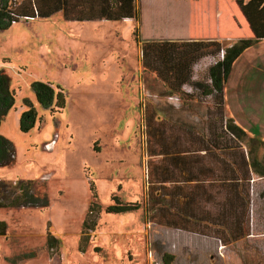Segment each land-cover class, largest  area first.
<instances>
[{
	"label": "rangeland",
	"instance_id": "374dc122",
	"mask_svg": "<svg viewBox=\"0 0 264 264\" xmlns=\"http://www.w3.org/2000/svg\"><path fill=\"white\" fill-rule=\"evenodd\" d=\"M136 7L138 20L79 22L58 12L0 29V72L15 93L0 134L16 147V162L0 166V179L13 186L32 180L34 194L49 199L43 207H0V264H68L69 251L76 264H264V176L253 174L244 187L248 208L236 238L220 216L230 186H219L218 164L204 174L200 164L187 173L158 167L161 153L195 150L204 132L216 139L210 129L219 114L215 98L193 83L171 101L157 73L144 67L142 48L165 39L227 47L253 37L249 23L236 0H137ZM221 52L197 62L194 81L209 82ZM37 81L61 89L65 107L43 108L32 88ZM225 100L226 116L264 140V39L234 62ZM31 107L37 120L24 131ZM194 175L204 188H194ZM116 198L140 208L109 212ZM87 217L97 221L95 230H84ZM82 232L88 236L81 241ZM49 235L60 239L54 247Z\"/></svg>",
	"mask_w": 264,
	"mask_h": 264
},
{
	"label": "trees",
	"instance_id": "16d2710c",
	"mask_svg": "<svg viewBox=\"0 0 264 264\" xmlns=\"http://www.w3.org/2000/svg\"><path fill=\"white\" fill-rule=\"evenodd\" d=\"M137 0H0V29H7L12 23L20 20H35L49 18L52 15L62 12L64 18L69 21H89L93 19L125 20L136 18L138 12ZM243 15L247 19L253 37L241 38L231 46L224 47L218 40H147L143 43V64L146 70L157 73L164 85L169 90V96L182 92L183 87L193 83L203 88L206 96H213L215 99L213 107L218 109V117L212 130L216 139L203 137L199 138L201 145L197 149L179 148L174 151L161 153L163 164L167 171H175L177 168L183 172H193L195 165L200 164L199 172L204 174L205 170L216 171L220 179V185L230 186L225 191L224 201L220 204L222 211L220 216L223 223L232 222L231 227L237 238L242 234L246 210L248 208L249 194L244 187L252 180V175L264 176V140L250 137L248 133L240 128L232 117L225 113V84L230 76L234 62L253 44L264 39V0H236ZM224 51V57L215 60L208 72L209 82L199 83L194 81V67L197 62L209 54H219ZM38 103L45 109H54L55 106L65 107L64 92L57 90L51 83L44 81L34 82L32 86ZM176 96V95H175ZM178 97V96H176ZM179 102V97L178 101ZM15 93L11 89L10 77L6 72H0V126L13 104ZM221 110V111H220ZM37 109H28L21 120L24 131L33 127L37 120ZM193 127V125H192ZM190 126V128H192ZM205 131V129L203 130ZM190 134L194 132L190 131ZM199 141V142H200ZM245 142V144H243ZM192 143V142H191ZM197 152V153H194ZM201 154L196 156L195 154ZM154 155V154H152ZM165 161V162H164ZM207 161L210 163L207 164ZM16 162V147L13 141L0 134V166H10ZM166 163V164H165ZM207 164V165H206ZM211 167H208V166ZM220 165V166H219ZM203 167V168H202ZM154 166L150 165V170ZM191 168V169H190ZM166 171V169L164 168ZM220 173V174H219ZM196 177L194 188H204V178ZM149 194L154 196L155 187L150 183ZM201 186V187H200ZM181 188V187H180ZM21 190L18 193V190ZM194 190V189H192ZM194 200L197 198L194 196ZM193 201V200H192ZM49 199H42L34 194L32 180L21 181L18 186L4 182L0 179V207L37 205L47 206ZM95 203L90 206L91 213ZM197 206V205H196ZM198 207V206H197ZM140 205L137 203H122L116 198V203L110 205L109 212L124 213L137 210ZM201 208V207H198ZM196 213V212H195ZM197 219V214H193ZM97 221L89 220L84 222V230H95ZM6 223L0 221V233H3ZM50 247H54L56 238L48 236Z\"/></svg>",
	"mask_w": 264,
	"mask_h": 264
},
{
	"label": "crops",
	"instance_id": "0c3cea01",
	"mask_svg": "<svg viewBox=\"0 0 264 264\" xmlns=\"http://www.w3.org/2000/svg\"><path fill=\"white\" fill-rule=\"evenodd\" d=\"M59 13H62V12H59ZM52 16H53V15H52ZM130 19H131V18H130ZM99 20H100V21H110V22H111V21H112V22L115 21V20H107V19H93V20H89V21H99ZM125 20H126V19H125ZM120 21H124V20H120ZM79 22H88V21H79ZM115 22H118V21H115ZM5 223H6V222H5ZM84 234L88 236L87 233H83V232H82L81 241H82V238H83ZM54 238H55V237H54ZM56 238H57V239H56V242L59 243V240H60V239H59L58 237H56ZM47 243H48V245H49L48 240H47ZM84 245H85V244H84ZM49 247H50V246H49ZM72 247H73L72 249H73V253H74V252H75V250H74V247H75V246L73 245ZM81 247H83V246L81 245V242H80L79 250H78V249H77V250H78L79 252L85 253V250H86V249H82ZM68 250H69V248H67V251H68ZM69 253L72 255V259H69V256H68V253H67V254H66V257H67V259H68V264H76V263L74 262V260H75V258H76V254L74 253V255H75V256H74L70 251H69Z\"/></svg>",
	"mask_w": 264,
	"mask_h": 264
},
{
	"label": "built area",
	"instance_id": "2783aa9c",
	"mask_svg": "<svg viewBox=\"0 0 264 264\" xmlns=\"http://www.w3.org/2000/svg\"><path fill=\"white\" fill-rule=\"evenodd\" d=\"M221 56H222V58L224 57V51L221 52ZM168 98L171 101H178V97H176L175 95H170Z\"/></svg>",
	"mask_w": 264,
	"mask_h": 264
},
{
	"label": "water",
	"instance_id": "95a60500",
	"mask_svg": "<svg viewBox=\"0 0 264 264\" xmlns=\"http://www.w3.org/2000/svg\"><path fill=\"white\" fill-rule=\"evenodd\" d=\"M54 144H55V143H51L50 145H48V146L46 147V149H52L53 146H54Z\"/></svg>",
	"mask_w": 264,
	"mask_h": 264
},
{
	"label": "flooded vegetation",
	"instance_id": "af4514ba",
	"mask_svg": "<svg viewBox=\"0 0 264 264\" xmlns=\"http://www.w3.org/2000/svg\"><path fill=\"white\" fill-rule=\"evenodd\" d=\"M37 113H38V111H37ZM51 143H55V144H56V143H57L56 138L53 139V140L51 141ZM51 143L46 144V146L50 145Z\"/></svg>",
	"mask_w": 264,
	"mask_h": 264
}]
</instances>
